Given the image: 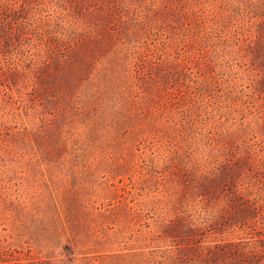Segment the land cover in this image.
<instances>
[{
    "label": "rangeland",
    "instance_id": "rangeland-1",
    "mask_svg": "<svg viewBox=\"0 0 264 264\" xmlns=\"http://www.w3.org/2000/svg\"><path fill=\"white\" fill-rule=\"evenodd\" d=\"M139 1L0 0V264L264 261V0Z\"/></svg>",
    "mask_w": 264,
    "mask_h": 264
},
{
    "label": "trees",
    "instance_id": "trees-1",
    "mask_svg": "<svg viewBox=\"0 0 264 264\" xmlns=\"http://www.w3.org/2000/svg\"><path fill=\"white\" fill-rule=\"evenodd\" d=\"M139 0H122V6L121 8H123L124 10H131V12H134V14L136 16H141V14L144 12V7L143 5L139 4ZM14 12V11H13ZM11 13V12H10ZM8 15L7 13L4 14L3 16L0 17V23L1 24H5L6 22H8ZM1 26V25H0ZM23 26V25H22ZM28 27L23 26L22 30L20 29L18 31V43H21V40L23 39V37H25V35L28 33ZM9 38L8 34L0 27V44L3 43L4 41H6ZM232 188L234 191H236L237 185H232ZM251 195V192L250 194ZM237 197H235L234 201L236 202L237 206H239L240 209H251L253 212V215H255V213H257L258 211H256L258 209V206L260 201V203H262L264 201V198L261 197L260 199V195H256L255 197L252 196H248V195H239L236 194ZM212 207V206H211ZM203 214L200 215V222H198V224L201 225H205V223H209V220L215 218L218 215V211L215 208H212L210 211L208 210H203ZM254 217V216H251ZM204 223V224H203ZM255 264H264V261H262L260 258H258V261Z\"/></svg>",
    "mask_w": 264,
    "mask_h": 264
}]
</instances>
